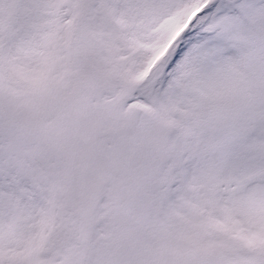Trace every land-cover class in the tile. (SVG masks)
<instances>
[{"label": "snow or ice", "instance_id": "obj_1", "mask_svg": "<svg viewBox=\"0 0 264 264\" xmlns=\"http://www.w3.org/2000/svg\"><path fill=\"white\" fill-rule=\"evenodd\" d=\"M0 264H264V0H0Z\"/></svg>", "mask_w": 264, "mask_h": 264}]
</instances>
